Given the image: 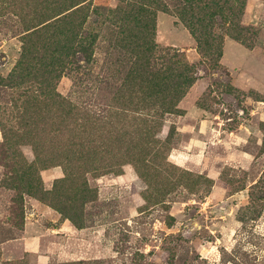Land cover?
Wrapping results in <instances>:
<instances>
[{
	"label": "rangeland",
	"instance_id": "374dc122",
	"mask_svg": "<svg viewBox=\"0 0 264 264\" xmlns=\"http://www.w3.org/2000/svg\"><path fill=\"white\" fill-rule=\"evenodd\" d=\"M0 264H264V0H0Z\"/></svg>",
	"mask_w": 264,
	"mask_h": 264
},
{
	"label": "crops",
	"instance_id": "0c3cea01",
	"mask_svg": "<svg viewBox=\"0 0 264 264\" xmlns=\"http://www.w3.org/2000/svg\"><path fill=\"white\" fill-rule=\"evenodd\" d=\"M45 177L49 180V179H58L60 177V174L58 171L53 170L50 172H47L45 174ZM43 213H45V216H47L48 213H51L52 210L46 206H43ZM31 240L25 244V248L27 251L30 252H36L39 249V238L37 236H30Z\"/></svg>",
	"mask_w": 264,
	"mask_h": 264
}]
</instances>
